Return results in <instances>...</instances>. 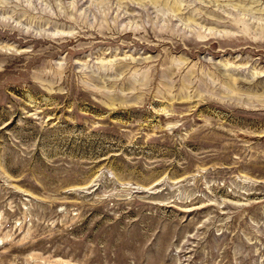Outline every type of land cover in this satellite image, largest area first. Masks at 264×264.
Wrapping results in <instances>:
<instances>
[{
  "label": "rangeland",
  "instance_id": "rangeland-1",
  "mask_svg": "<svg viewBox=\"0 0 264 264\" xmlns=\"http://www.w3.org/2000/svg\"><path fill=\"white\" fill-rule=\"evenodd\" d=\"M0 264H264V0H0Z\"/></svg>",
  "mask_w": 264,
  "mask_h": 264
}]
</instances>
